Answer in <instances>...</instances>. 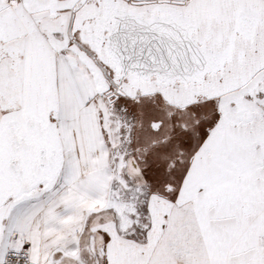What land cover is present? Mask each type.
Segmentation results:
<instances>
[{"label": "snow or ice", "instance_id": "obj_1", "mask_svg": "<svg viewBox=\"0 0 264 264\" xmlns=\"http://www.w3.org/2000/svg\"><path fill=\"white\" fill-rule=\"evenodd\" d=\"M0 264H264V0H0Z\"/></svg>", "mask_w": 264, "mask_h": 264}]
</instances>
